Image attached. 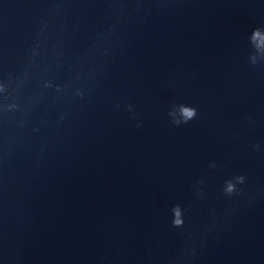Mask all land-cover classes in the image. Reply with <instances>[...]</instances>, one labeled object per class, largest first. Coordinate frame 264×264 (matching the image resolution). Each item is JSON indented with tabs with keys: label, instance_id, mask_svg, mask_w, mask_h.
<instances>
[{
	"label": "water",
	"instance_id": "95a60500",
	"mask_svg": "<svg viewBox=\"0 0 264 264\" xmlns=\"http://www.w3.org/2000/svg\"><path fill=\"white\" fill-rule=\"evenodd\" d=\"M0 264H264V0H0Z\"/></svg>",
	"mask_w": 264,
	"mask_h": 264
},
{
	"label": "clouds",
	"instance_id": "9594fccd",
	"mask_svg": "<svg viewBox=\"0 0 264 264\" xmlns=\"http://www.w3.org/2000/svg\"><path fill=\"white\" fill-rule=\"evenodd\" d=\"M182 111H183V115L186 118V120L192 119L196 114L195 110L192 108H184ZM232 187H233L232 185H229L228 190L232 191ZM176 216H177V220L175 221V223L177 225L182 224V221L179 219V216H180L179 210L176 211Z\"/></svg>",
	"mask_w": 264,
	"mask_h": 264
}]
</instances>
